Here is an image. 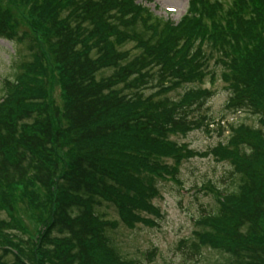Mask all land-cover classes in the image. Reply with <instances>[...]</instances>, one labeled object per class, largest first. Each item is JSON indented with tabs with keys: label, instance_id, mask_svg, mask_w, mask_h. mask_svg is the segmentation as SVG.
<instances>
[{
	"label": "trees",
	"instance_id": "trees-1",
	"mask_svg": "<svg viewBox=\"0 0 264 264\" xmlns=\"http://www.w3.org/2000/svg\"><path fill=\"white\" fill-rule=\"evenodd\" d=\"M0 39L20 55L0 93V264H137L110 233L155 225L159 183L206 156L229 165L231 187H205L216 208L191 252L264 264V0H189L176 23L136 0H0ZM206 78L260 127L227 124L196 152L170 137L223 133L201 113Z\"/></svg>",
	"mask_w": 264,
	"mask_h": 264
},
{
	"label": "rangeland",
	"instance_id": "rangeland-1",
	"mask_svg": "<svg viewBox=\"0 0 264 264\" xmlns=\"http://www.w3.org/2000/svg\"><path fill=\"white\" fill-rule=\"evenodd\" d=\"M151 1L153 3L136 0V3L146 4L156 16L177 22L188 8L189 0ZM217 1L228 5L231 0ZM169 11L171 14L168 13ZM18 48L0 39V93L3 81L12 80L19 72L20 55L16 54ZM209 69L217 71L219 66H215L211 61ZM202 88L209 89L214 94L201 113L207 115L215 124H222L223 133L217 131V125H210L209 130L202 126L185 136H171L172 141L196 152H206L216 143L226 139L227 124H244L255 129L260 127L256 117L246 112L231 113L225 108L229 94L220 79L216 78L212 83L206 78ZM54 94L55 102L60 104L57 90ZM229 174V165L226 162H216L211 156L183 160L177 174L179 183L170 179L159 183L158 196L152 203L160 215L157 218L148 217L155 222V225L137 224L133 230L119 225L110 233L120 254L125 259L136 261L137 264H231L227 255L215 251L203 248L199 254L195 255L191 252V246L197 242L195 234L202 230L201 219L204 214L213 212L216 208L214 193L205 187L208 183L219 191L231 187ZM15 207L18 217L26 220L27 230L32 232L34 224L25 219L24 204L20 203ZM101 212L107 215V219L118 220L115 211L111 208H101ZM0 217L5 218L6 214H0ZM25 233L11 231V234L20 238H25Z\"/></svg>",
	"mask_w": 264,
	"mask_h": 264
}]
</instances>
